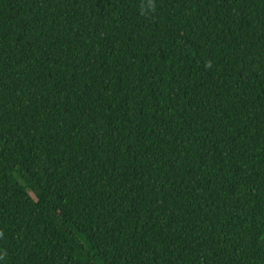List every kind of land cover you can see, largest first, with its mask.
Wrapping results in <instances>:
<instances>
[{"label": "trees", "instance_id": "1", "mask_svg": "<svg viewBox=\"0 0 264 264\" xmlns=\"http://www.w3.org/2000/svg\"><path fill=\"white\" fill-rule=\"evenodd\" d=\"M96 263L264 264V0H0V264Z\"/></svg>", "mask_w": 264, "mask_h": 264}, {"label": "rangeland", "instance_id": "2", "mask_svg": "<svg viewBox=\"0 0 264 264\" xmlns=\"http://www.w3.org/2000/svg\"><path fill=\"white\" fill-rule=\"evenodd\" d=\"M82 239V238H81ZM82 243H84V241L82 240ZM96 264H99V263H96Z\"/></svg>", "mask_w": 264, "mask_h": 264}]
</instances>
